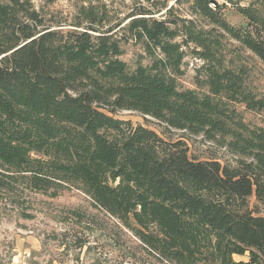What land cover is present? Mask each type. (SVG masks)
<instances>
[{
    "label": "trees",
    "instance_id": "16d2710c",
    "mask_svg": "<svg viewBox=\"0 0 264 264\" xmlns=\"http://www.w3.org/2000/svg\"><path fill=\"white\" fill-rule=\"evenodd\" d=\"M239 29L236 40L264 62V30ZM122 32L143 43L150 66L128 69ZM225 37L144 8L124 26L52 27L30 0H0V200L20 189L54 198L75 188L158 264H264V217L249 203L254 196L264 206V128L241 123L231 108L264 112V98L236 58L226 64L235 49ZM189 45L204 62L203 96L174 81ZM117 111L222 140L247 160H192L185 143L116 119Z\"/></svg>",
    "mask_w": 264,
    "mask_h": 264
},
{
    "label": "rangeland",
    "instance_id": "374dc122",
    "mask_svg": "<svg viewBox=\"0 0 264 264\" xmlns=\"http://www.w3.org/2000/svg\"><path fill=\"white\" fill-rule=\"evenodd\" d=\"M30 1L52 27L124 26L128 17L140 8L158 19H190L203 28L216 27L226 35L229 47L235 49L226 57V64L231 57L236 58L235 63L243 65L249 74L250 87L258 97L264 98V62L234 37L240 35L239 28L247 22L264 30V0H215L209 9L195 0ZM218 6L221 12L216 11ZM122 33L127 39L121 44L120 59L128 69L150 66L153 59L143 43ZM194 50V45L183 47L182 73L174 76V81L179 90H191L203 96L209 93V86L203 75L204 62L194 55ZM231 108L237 111L241 123L250 128H264V112L250 111L241 104ZM114 117L150 129L167 142L185 143L190 158L195 161H218L235 167L239 161L247 160L233 153L222 140L209 141L203 135L171 128L139 112L117 111ZM12 199V202L0 200V264H158L139 246V241L117 226V220L95 209L91 199L75 188L66 189L54 198L20 189ZM249 203L251 209L264 217V206L254 196ZM73 211L82 213V217L76 218ZM81 244L85 245L80 247ZM247 255L234 259L246 262Z\"/></svg>",
    "mask_w": 264,
    "mask_h": 264
},
{
    "label": "water",
    "instance_id": "95a60500",
    "mask_svg": "<svg viewBox=\"0 0 264 264\" xmlns=\"http://www.w3.org/2000/svg\"><path fill=\"white\" fill-rule=\"evenodd\" d=\"M208 1H211V3H216V1H215V0H208Z\"/></svg>",
    "mask_w": 264,
    "mask_h": 264
}]
</instances>
